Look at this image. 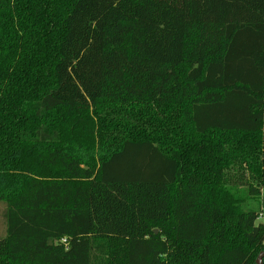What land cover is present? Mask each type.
I'll return each mask as SVG.
<instances>
[{
    "label": "trees",
    "instance_id": "trees-1",
    "mask_svg": "<svg viewBox=\"0 0 264 264\" xmlns=\"http://www.w3.org/2000/svg\"><path fill=\"white\" fill-rule=\"evenodd\" d=\"M254 196L264 0H0V264H255Z\"/></svg>",
    "mask_w": 264,
    "mask_h": 264
},
{
    "label": "built area",
    "instance_id": "built-area-1",
    "mask_svg": "<svg viewBox=\"0 0 264 264\" xmlns=\"http://www.w3.org/2000/svg\"><path fill=\"white\" fill-rule=\"evenodd\" d=\"M257 220L264 227V205L262 206L260 212L258 213Z\"/></svg>",
    "mask_w": 264,
    "mask_h": 264
},
{
    "label": "rangeland",
    "instance_id": "rangeland-1",
    "mask_svg": "<svg viewBox=\"0 0 264 264\" xmlns=\"http://www.w3.org/2000/svg\"><path fill=\"white\" fill-rule=\"evenodd\" d=\"M252 200H253L254 202H258L257 200H259V202L262 204V201H261V198H260V197H256V196H254ZM261 204H260V206H261ZM262 205H264V203H263ZM260 208H261V207H260ZM260 254H261V253H260ZM260 254L257 256L256 261H257L258 257L260 256ZM262 262H263V264H264V257H263V259H262ZM255 264H256V262H255Z\"/></svg>",
    "mask_w": 264,
    "mask_h": 264
},
{
    "label": "water",
    "instance_id": "water-1",
    "mask_svg": "<svg viewBox=\"0 0 264 264\" xmlns=\"http://www.w3.org/2000/svg\"><path fill=\"white\" fill-rule=\"evenodd\" d=\"M156 232H158L157 230H155ZM264 257V254H260V256L258 257L256 264H263L262 259Z\"/></svg>",
    "mask_w": 264,
    "mask_h": 264
}]
</instances>
